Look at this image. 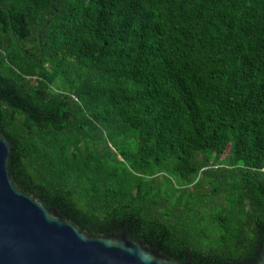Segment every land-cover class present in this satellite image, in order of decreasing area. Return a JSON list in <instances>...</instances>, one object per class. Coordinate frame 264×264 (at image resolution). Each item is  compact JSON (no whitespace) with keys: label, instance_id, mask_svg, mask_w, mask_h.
<instances>
[{"label":"trees","instance_id":"16d2710c","mask_svg":"<svg viewBox=\"0 0 264 264\" xmlns=\"http://www.w3.org/2000/svg\"><path fill=\"white\" fill-rule=\"evenodd\" d=\"M14 185L172 261L264 247V0H0Z\"/></svg>","mask_w":264,"mask_h":264},{"label":"water","instance_id":"95a60500","mask_svg":"<svg viewBox=\"0 0 264 264\" xmlns=\"http://www.w3.org/2000/svg\"><path fill=\"white\" fill-rule=\"evenodd\" d=\"M10 150L0 133V264H194L170 260L123 228L109 236L79 230L40 195L14 185ZM258 264H264V247Z\"/></svg>","mask_w":264,"mask_h":264}]
</instances>
